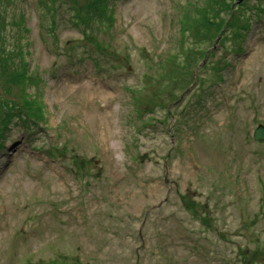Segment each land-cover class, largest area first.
<instances>
[{
	"label": "rangeland",
	"instance_id": "rangeland-1",
	"mask_svg": "<svg viewBox=\"0 0 264 264\" xmlns=\"http://www.w3.org/2000/svg\"><path fill=\"white\" fill-rule=\"evenodd\" d=\"M211 1L0 0V264H264V0Z\"/></svg>",
	"mask_w": 264,
	"mask_h": 264
},
{
	"label": "trees",
	"instance_id": "trees-1",
	"mask_svg": "<svg viewBox=\"0 0 264 264\" xmlns=\"http://www.w3.org/2000/svg\"><path fill=\"white\" fill-rule=\"evenodd\" d=\"M258 1V0H257ZM260 2H261V0H260ZM225 3L226 2H224V5H223V2L221 1V0H212L211 2H208V5H207V7H209V9H206V11H205V13L203 14L204 15V18L205 19H210V20H214V21H216V25H217V27H221L222 26V28L224 29L225 28V25H227L226 23L227 22H225L224 20H223V18H221V16H220V14L218 15V11H217V7L219 6V5H221V10H225ZM88 4H90V3H88ZM206 7V8H207ZM233 6H232V4H230L229 6H228V9L229 8H232ZM205 9V8H204ZM258 9L261 11V10H263L264 8H260L259 7V4H258ZM226 11V10H225ZM206 14L208 15V16H206ZM206 21H208L209 22V20H206ZM234 21V20H233ZM233 21H232V23L230 24V25H228L226 28H229L230 29V31L232 32L231 34H229V35H224V37L223 38H221L220 39V42H219V44H222V46H225V44H226V42L229 40V39H233V40H235L236 41V45H238L239 46V48L241 47V45H240V41L241 40H243L244 38H245V33L247 32V31H249V29H250V23L249 22H245V23H243V24H239V26H235V25H233ZM183 24V27H182V32L183 31H188V32H198V31H203V29L202 30H200L201 29V27H203V26H197V27H191V26H189L188 25V23H182ZM211 27V26H210ZM204 28V27H203ZM206 28H204V30H205ZM208 29V28H207ZM234 33V34H233ZM223 34H224V32H223ZM191 36L192 37H194L196 40H200L196 35H193L192 33H191ZM206 40H211L212 42H216V40H217V37L214 39V40H212L210 37L209 38H207ZM205 40V41H206ZM208 42H210V41H208ZM207 49H205V50H202V51H199V52H201V54L198 52V50L197 51H195V55L194 56H198L197 58H199L200 56L201 57H203V58H205L206 56H207ZM184 52H185V50H184ZM186 52H188V53H190L191 51H189V50H186ZM192 52H194V50L192 51ZM9 70V62L8 61H0V78L1 77H8L9 75H8V71ZM9 79H10V81L11 80H14L15 79V76H13V75H10L9 76ZM16 99H17V97L15 96V99L14 100H11V101H9L10 102V104H12L13 106H17V101H16ZM0 101L1 102H5V100L4 99H2V98H0ZM26 103H24V104H26L25 106H28V100H26L25 101ZM39 111H40V109H38ZM151 112V111H150ZM28 117L29 118H32L33 119V117H30V115H28ZM153 118H155L154 116L152 117V118H150L149 120H152ZM34 120L35 121H38L37 119H35L34 118ZM57 150H59L58 149V147L56 148V150L55 149H53V148H50L49 149V151L48 152H50L51 151V155L53 156V157H56V156H59L60 158H64L65 156H66V151L68 150L67 149V147L66 148H64V149H62V150H60L61 152H57ZM55 152V153H54ZM71 157H72V162L74 163V167H75V169H74V172L75 173H80V172H82L83 171V169H84V166H82L81 165V162L79 161H77V159L78 158H76V156L75 155H70ZM69 156V157H70ZM82 164H85V162L84 163H82Z\"/></svg>",
	"mask_w": 264,
	"mask_h": 264
},
{
	"label": "water",
	"instance_id": "water-1",
	"mask_svg": "<svg viewBox=\"0 0 264 264\" xmlns=\"http://www.w3.org/2000/svg\"><path fill=\"white\" fill-rule=\"evenodd\" d=\"M254 139L257 142L264 141V125H260L254 132Z\"/></svg>",
	"mask_w": 264,
	"mask_h": 264
}]
</instances>
